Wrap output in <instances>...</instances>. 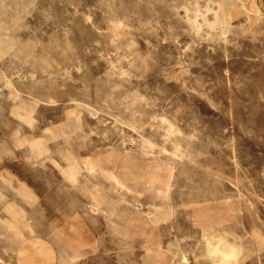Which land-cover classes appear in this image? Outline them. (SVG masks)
Masks as SVG:
<instances>
[{"label":"rangeland","instance_id":"374dc122","mask_svg":"<svg viewBox=\"0 0 264 264\" xmlns=\"http://www.w3.org/2000/svg\"><path fill=\"white\" fill-rule=\"evenodd\" d=\"M21 196L57 264H264V0H0V264H50Z\"/></svg>","mask_w":264,"mask_h":264},{"label":"crops","instance_id":"0c3cea01","mask_svg":"<svg viewBox=\"0 0 264 264\" xmlns=\"http://www.w3.org/2000/svg\"><path fill=\"white\" fill-rule=\"evenodd\" d=\"M20 194H27V192H19ZM29 196H21L20 202H16L14 200L9 199L11 201L8 203L7 208H5L12 216L23 219L22 223H26L31 229V232L36 234V239L33 240V248L39 252L45 254V256L49 259L50 264H57L58 261H66L67 258L74 259L76 254H63L59 252L58 247H55L53 244H47L46 242L40 241L38 238L41 237V233L44 232V229L37 230L32 222L27 221L28 219L32 218L35 219L36 222L40 225V215L38 212L35 214L34 206L35 201L30 199ZM0 224L1 220H0ZM41 226V225H40ZM2 227V228H1ZM0 234L6 236L7 238H11V234L17 236L19 240L23 239L22 232L18 226V224L13 223L11 220H6V225H0ZM9 247L7 246L6 249ZM21 249H24L21 248ZM73 257V258H72ZM20 264H29L28 262H24L21 260Z\"/></svg>","mask_w":264,"mask_h":264},{"label":"bare ground","instance_id":"6f19581e","mask_svg":"<svg viewBox=\"0 0 264 264\" xmlns=\"http://www.w3.org/2000/svg\"><path fill=\"white\" fill-rule=\"evenodd\" d=\"M116 180H117V179H116ZM116 183H117L118 185H121L119 181H116ZM183 257H184V259H185V256H183Z\"/></svg>","mask_w":264,"mask_h":264}]
</instances>
